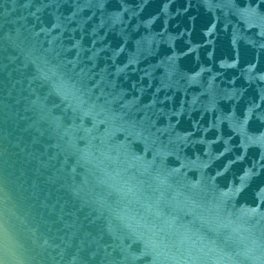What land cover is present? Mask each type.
<instances>
[{"label": "water", "instance_id": "95a60500", "mask_svg": "<svg viewBox=\"0 0 264 264\" xmlns=\"http://www.w3.org/2000/svg\"><path fill=\"white\" fill-rule=\"evenodd\" d=\"M0 264H264V0H0Z\"/></svg>", "mask_w": 264, "mask_h": 264}]
</instances>
